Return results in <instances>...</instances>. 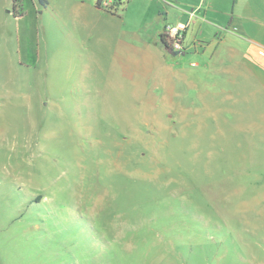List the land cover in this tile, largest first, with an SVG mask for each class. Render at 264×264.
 <instances>
[{"label":"rangeland","instance_id":"rangeland-1","mask_svg":"<svg viewBox=\"0 0 264 264\" xmlns=\"http://www.w3.org/2000/svg\"><path fill=\"white\" fill-rule=\"evenodd\" d=\"M130 15L120 54L59 46L45 14L0 17V264H264V177L234 134L112 71L140 56Z\"/></svg>","mask_w":264,"mask_h":264},{"label":"crops","instance_id":"crops-1","mask_svg":"<svg viewBox=\"0 0 264 264\" xmlns=\"http://www.w3.org/2000/svg\"><path fill=\"white\" fill-rule=\"evenodd\" d=\"M25 1H0V17L25 22L45 14L69 29L59 35V46L70 40L95 54L123 53L130 45L123 21L129 13L137 17L144 33H132L138 40L132 46L140 56L117 55L112 71L145 102H169L171 96L176 118L212 120L221 139L234 134L235 149L245 152L242 158H249L257 177H264V0H103L108 7L98 6V0H44L41 11L25 9ZM9 6L15 10L7 11ZM179 22L188 27L183 52L174 53L163 30ZM19 50L17 37V59ZM128 72L139 80H127ZM151 81L160 89L158 97V90L147 89ZM180 102H199L201 112L175 105Z\"/></svg>","mask_w":264,"mask_h":264},{"label":"built area","instance_id":"built-area-1","mask_svg":"<svg viewBox=\"0 0 264 264\" xmlns=\"http://www.w3.org/2000/svg\"><path fill=\"white\" fill-rule=\"evenodd\" d=\"M100 5H104V7H108L107 2H103V0H98ZM188 24L186 23H176V24H168L164 27L163 36L166 40L169 48L174 53H181L183 52V38L184 32L186 31Z\"/></svg>","mask_w":264,"mask_h":264},{"label":"trees","instance_id":"trees-1","mask_svg":"<svg viewBox=\"0 0 264 264\" xmlns=\"http://www.w3.org/2000/svg\"><path fill=\"white\" fill-rule=\"evenodd\" d=\"M14 2H15V0H13V5H14ZM38 2H39V3H43L44 0H38ZM97 5H98V6L100 5L99 2H98ZM13 9L15 10V6H13ZM14 14H16V12H14Z\"/></svg>","mask_w":264,"mask_h":264}]
</instances>
